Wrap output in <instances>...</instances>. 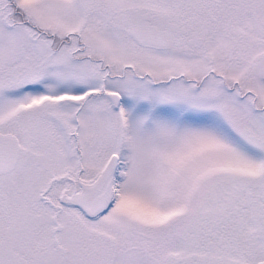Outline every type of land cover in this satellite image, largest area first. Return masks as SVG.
Here are the masks:
<instances>
[{
  "label": "snow or ice",
  "instance_id": "6c2138e0",
  "mask_svg": "<svg viewBox=\"0 0 264 264\" xmlns=\"http://www.w3.org/2000/svg\"><path fill=\"white\" fill-rule=\"evenodd\" d=\"M0 264H264V0H0Z\"/></svg>",
  "mask_w": 264,
  "mask_h": 264
}]
</instances>
